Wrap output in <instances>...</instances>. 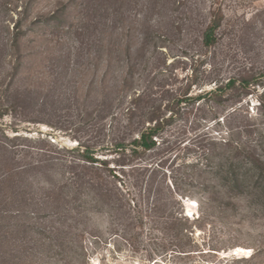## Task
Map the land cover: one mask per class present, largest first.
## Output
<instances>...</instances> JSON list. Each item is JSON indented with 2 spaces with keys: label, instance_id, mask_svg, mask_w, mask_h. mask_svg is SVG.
Listing matches in <instances>:
<instances>
[{
  "label": "rangeland",
  "instance_id": "rangeland-1",
  "mask_svg": "<svg viewBox=\"0 0 264 264\" xmlns=\"http://www.w3.org/2000/svg\"><path fill=\"white\" fill-rule=\"evenodd\" d=\"M167 105L174 119L135 160ZM0 142L16 169L0 193L12 264H264L263 186L237 196L216 173L228 155L264 161V0H0ZM174 215L189 219L185 252L164 230Z\"/></svg>",
  "mask_w": 264,
  "mask_h": 264
},
{
  "label": "trees",
  "instance_id": "trees-1",
  "mask_svg": "<svg viewBox=\"0 0 264 264\" xmlns=\"http://www.w3.org/2000/svg\"><path fill=\"white\" fill-rule=\"evenodd\" d=\"M223 22L222 13L216 14L208 25L207 29L204 32L203 42L205 46L211 48L217 43V32L221 27ZM236 79H230L227 83L229 87H236ZM251 80L248 78H243L240 81V84L246 90V94L249 93V87L251 85ZM218 90H222L221 87ZM140 98V96H138ZM135 98L130 102V106L127 108V115L133 114L132 112L136 111L138 108V104L136 102L139 101V98ZM202 95L196 98L197 100L201 99ZM191 98L190 97H181L177 101V105L179 106L182 102H187ZM170 110L171 116L166 117V113ZM238 111L237 109L235 110ZM175 108L172 105H167L164 111L161 108L154 109L152 112L146 117V121L150 122L149 125L143 124L142 129L139 130L137 138H135L131 143V152L135 157V160L139 158L141 152H147L153 150L157 144L158 140L156 137L160 136L166 129L168 125H170L172 119H174ZM226 145H231L230 142L226 141ZM0 147L5 153H12V149H9L10 146L5 143L0 142ZM116 150L125 151L128 148V145L125 143H117ZM11 148V147H10ZM237 150L241 149V145L238 143L235 145ZM96 150L91 148H86L81 153V159L84 160L88 165H90L91 169L99 168H108V162L101 158L96 157ZM240 153L236 155H228L225 156V162L221 161L216 168V173L221 177V180L224 181L223 186H226L227 189L233 192V190H237L239 193L237 196L242 195L245 192H251V190L258 188L259 186H263L264 188V161L260 158H256L253 155L246 156V159L243 161L235 160L238 158ZM211 157V156H210ZM8 158V157H6ZM127 165V164H126ZM124 165V166H126ZM1 167V166H0ZM3 167V168H2ZM2 167L0 171H2V175L0 174V193L9 191L11 187H13V178L16 175L13 167H11L10 160H4L2 163ZM111 170V169H109ZM114 172V171H110ZM115 177L117 175L113 174ZM11 190V189H10ZM127 197L130 198L127 201L128 211L130 213L138 212L141 213V205L139 202L134 199L133 194L131 193V189H127L126 191ZM7 194V193H6ZM102 196V195H101ZM102 199V197H101ZM153 210L155 207L152 208ZM5 214V213H4ZM2 211H0V218L4 215ZM201 217L199 216L198 219ZM173 221H178L179 225L174 224L173 226L165 227L164 230L168 232V237L170 245L177 247L178 249H185L188 243H183L181 240V235H185L189 230L182 225L183 220L189 221V219L185 216H172ZM196 221V220H194ZM11 231L8 225H3L0 223V264H12L13 259V249L10 243ZM187 236H189L187 234ZM175 241H181L179 247L175 244ZM167 247V246H166ZM181 252H185L181 250ZM24 254V253H23ZM27 260V256H23V258L19 261L18 264H34L33 261Z\"/></svg>",
  "mask_w": 264,
  "mask_h": 264
},
{
  "label": "bare ground",
  "instance_id": "bare-ground-1",
  "mask_svg": "<svg viewBox=\"0 0 264 264\" xmlns=\"http://www.w3.org/2000/svg\"><path fill=\"white\" fill-rule=\"evenodd\" d=\"M238 251H239V252H240V251H241V252H245L246 249H244V248H242V247H239V248H238ZM232 252H233V251H232ZM239 252H237V253H239ZM247 254H248V253H247ZM237 255L239 256V254H237Z\"/></svg>",
  "mask_w": 264,
  "mask_h": 264
}]
</instances>
